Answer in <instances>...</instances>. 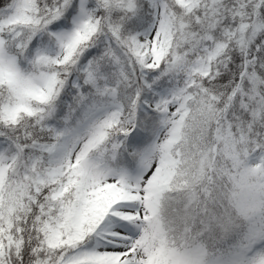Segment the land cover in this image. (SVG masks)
Wrapping results in <instances>:
<instances>
[{
	"label": "snow or ice",
	"instance_id": "1",
	"mask_svg": "<svg viewBox=\"0 0 264 264\" xmlns=\"http://www.w3.org/2000/svg\"><path fill=\"white\" fill-rule=\"evenodd\" d=\"M0 264H264V0H0Z\"/></svg>",
	"mask_w": 264,
	"mask_h": 264
}]
</instances>
